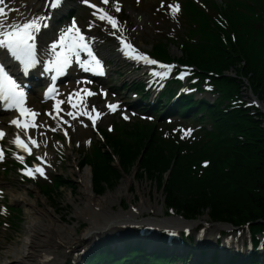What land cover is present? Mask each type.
Masks as SVG:
<instances>
[{"label":"rangeland","instance_id":"374dc122","mask_svg":"<svg viewBox=\"0 0 264 264\" xmlns=\"http://www.w3.org/2000/svg\"><path fill=\"white\" fill-rule=\"evenodd\" d=\"M182 1L183 0H118L119 5L121 7V11L116 12L115 11L116 0H109V3L107 5L103 4L102 0H88V2L90 3L97 2L100 6L98 8L103 9L105 12L116 18L118 21L119 30L112 29L111 25L107 21H101L96 16H93L92 15L93 11L87 9L85 6H82L83 8L79 9L77 15L80 18L74 21L76 22V26L81 30L84 29L87 30V28H90V25L94 23V31H93V27L91 29V31H93L92 36L93 37L99 36L100 43H103L102 41H105L106 39H110L109 43H106L104 45V49L107 48L108 56H111L113 59H116L117 57V60H115V62L111 64V68H115L116 69L115 71L121 73L122 75V77L119 78L117 81L116 84L117 87L121 86L124 82H129V84L133 82L132 78L127 79L129 70L122 63H120V61H118L119 52H118V45L116 43V40L118 38L120 39V37H123L124 41H126L127 39L133 40L134 43L140 48L139 51L142 53L145 52L152 54L153 51H155L154 47L157 46L158 43L162 45H166L165 47H167L166 49L167 51L164 53L165 54L164 57L166 59H170L172 60V62L175 58H179V57L186 60L185 55H188L190 58H192L194 63L197 64L194 65L199 70H202V68H200L199 66L204 67L206 69H209L210 70L209 72H211L215 76L216 80L210 84L213 87L214 91L211 92L212 95L206 94L207 102H209L210 105H212L213 107H220L225 114L238 113L239 118L242 119V122L244 124V129H246L247 132H249L250 129L255 128L254 126L257 125H254V123L258 121H261V125L259 124V126L264 131V101L261 100L253 91V88L251 86L252 82L250 80V75L246 74V69L244 68L245 62L243 61L244 55L241 46L238 45V48L235 50V52H237L238 55L236 57L233 56L234 58L227 63L229 70L225 72H220L213 69L212 67H209L208 65L205 64L204 61H202L196 55L187 54L185 52L186 48H184L186 45H188L189 47H192L191 45L197 47L198 45L202 44V42H208L209 36H206L204 34L203 32L204 24L197 15H195L194 21L193 19L190 21V24H193V28L192 27L188 28L185 21L182 19V16H179V14H175V16H173L171 9L168 6L169 5L175 6V3L177 2L181 3ZM227 1L230 0H221V1L200 0L197 1V3H194L195 5L194 4L193 5L198 9V6L201 4H213L214 8L219 6L224 11ZM234 1L237 2L240 6H243L244 11L250 12L251 17L255 19L256 26L257 23H259V25L257 26L258 33H256L258 37V41H257L258 45L256 49H259L260 46H263L264 49V0H234ZM248 1H251L253 4L256 5V9L260 10L261 12L260 15L255 16L254 11L251 9L249 10L247 8L248 6L250 8H253L252 6L249 5ZM17 2L21 5L29 4V0H26L24 2L22 1L20 2L18 0H5L4 4L6 3L9 5L10 8H14L16 7ZM80 3L81 2H79L78 4L73 3V5H75V8L76 7L78 8ZM162 3L164 7H161ZM258 10L255 11L258 13ZM96 21H98L99 24L101 25L96 26L95 24ZM73 22L71 25H73ZM64 29H66V27L60 28L59 32L61 33ZM115 31H117L119 34L115 33ZM113 33H115V35ZM84 34L86 36H89L87 35L86 31ZM185 40H188V43H190L191 45L187 44ZM215 44L216 43H210L209 45L213 46ZM228 50L234 52V50L231 47H229ZM179 64L188 65L187 63H182V62H179ZM177 69L179 68L176 69L172 68L170 70L171 72H173L172 78L176 77L175 70ZM112 74H113L112 76L113 79H116L117 78L116 73L112 72ZM221 75L239 79L240 87L236 88L235 86L230 85L231 93L230 94L227 93L228 88L225 87V83L227 82L223 81L224 79H222ZM187 78H189V76L186 77V79ZM133 79L141 81V77L133 78ZM199 80L202 81L203 83L204 82L208 83V80L203 77H199ZM187 84L188 83L186 82L185 85ZM60 87H61L60 99L66 101V99L69 98L68 97L69 93L67 92L69 84L65 83L63 86ZM179 87L180 89L177 88L176 90L178 91L179 99L170 100L169 106L177 105L182 107H189L190 100L188 99L189 96L193 95L192 89H187L183 86H179ZM88 88L92 89L91 86H88ZM80 89H82L81 86L78 85L75 86V91ZM105 90H106L105 84L100 87H95L93 93H96V96L94 95L91 96V99L89 100L91 103L95 105L96 109L98 110L100 105L105 106L109 102H110L109 104H112L107 97L105 98L104 96H102V93L105 92ZM210 91L212 90L210 89ZM126 92L127 90L124 91L123 94H126ZM108 93L111 97L110 99L111 100L113 99V101H116L118 98L121 99V96L115 92L110 91ZM38 97L39 96H30L29 105L31 108H34L39 112L40 115L39 124H46L44 122L48 120L49 123L46 125L52 128H57L58 122H55V120H53L51 117L47 115V111L50 110L55 115L54 110L47 108L49 104H44L42 108H39L42 105L38 103ZM131 97H133V95H130V98ZM79 98L80 96L77 97V99ZM180 100H182L183 102L179 103ZM72 102L77 103V100H73ZM121 102L122 101L120 100L119 103ZM65 105L66 106L64 107V112L71 110L68 103ZM261 107L263 109H261ZM88 109L90 110L91 108L88 107ZM102 113H104V115L102 118L97 120V124L95 128L91 126V121L86 117L79 119V121H83L84 124H88V127H84L83 124H81L79 121L70 120L69 123L72 125V127H69L68 124H64L61 122L60 127L57 128L56 131H49L45 128L37 129L44 131L46 133L47 139L52 141L54 140L53 144L50 145L51 148L49 150L45 148V151L50 156V162H48V164L51 165V167H47V165L44 166L47 179L39 175H37L36 179L28 178L26 175L22 174V169L19 168L22 167L21 165H27L31 167L37 163H40V161L36 159V154H33L31 156H22L23 164L20 165L16 164L15 167H12V165L15 164L12 163L11 161L14 159L17 160L18 159L17 156L18 155L20 156V154H18L14 148H10V145L7 143V138H5L3 145L7 148L8 154L4 157L5 160L3 162L0 161V190H2V193H0V264H2L8 258L10 260H13L12 257L7 256L5 253L7 246L11 245L21 248L26 244V242H29L31 235L33 234L32 232H33L34 218L32 217V213H30L32 209L30 210V208L28 207L25 208L23 204L14 203L11 200V194L15 191L29 193L28 198L31 201L38 203L41 208H46L48 211L52 212V214H54V217L59 219L60 224L64 226L67 225L69 227H74L76 232L80 235L83 232H85L87 228L91 227L94 224V222H96L98 217L94 216V212L88 214L89 216L86 215V217L83 219L77 218V214L80 211H82L84 208H87L86 206H88L85 194L83 193V187L81 182V179L85 174L89 175L88 178L90 177L89 186L91 185L90 188L92 190V194L100 199H104L108 196L109 197L116 196L117 194H119L120 192L119 190L122 188V185L126 183V181L131 182V187L129 191H125V193H123L122 195L123 197L120 198L117 201V203H115V205L113 199L110 201L111 203L108 206L109 208L114 206L112 209L113 212L118 213L121 210L130 211L132 206L134 207L135 210H137L141 207L140 205L143 202H147L151 204V206L153 207H158L157 210L158 213L160 214L155 215L153 213L154 211L148 212L146 210L142 215L141 218L142 221H146L144 220V218H148V219L155 218L159 221H166V220L170 221L171 219H175L176 222L181 225L194 223L198 227L199 226L203 227L205 225L204 220H206L208 222V229L211 227L213 229L220 228L222 234L226 230L231 231L232 226L228 224L212 223L209 219L210 217L208 216V214L204 215L200 219L194 220L193 222H187L177 214L171 212L170 210H167V207L170 206H167L166 204L165 196L162 193L163 191L157 192L156 186L152 182L151 178L142 181L139 180V182L136 181L138 179V178L136 179V173L138 172V165L134 168V170L130 175L124 174L123 178L120 180L118 185L113 190L107 189L103 195H98L97 191H95L93 184L95 181L98 180V176H100L99 167H107L110 170L111 169L115 170L116 168L121 169L118 156H114V160L113 162H111L110 167L104 165L105 162H103L101 158L103 155L111 154L112 145L110 144V142H108L110 136L116 138L121 136V128L124 126V124H122V122H120V120L117 119L118 115H120L122 118L123 115H127L129 119H127L126 121H133L132 122L133 124L136 123L137 121H140L135 119L132 120L133 115L131 111H127V107L122 104L119 105V109L115 113L110 112L107 107ZM59 115L60 117H64L66 114L61 113ZM91 115L94 116L96 114L93 112L91 113ZM135 117H141V116H135ZM204 120L205 121L202 122V126H204L205 129H207V127L211 128L210 126L212 123L210 119H204ZM156 122L160 125V127H164L163 128L164 131H162L161 129H156L153 125L149 126L150 130L157 132V135H162L166 131L164 137L168 139L169 138L168 135L172 134V130H170L171 128L168 129L165 128L164 126V123L168 122V119L158 118ZM174 123L177 126L182 127L179 130L181 131L182 136H184L185 130H189V129L191 130V134L194 135L195 133L194 127L191 126L189 123L184 122L181 118L174 119ZM110 126L113 129L112 131H109ZM63 129L69 132V137L71 138L70 141L68 140V137H65L64 134L62 133ZM79 135L81 136L79 137ZM243 135L244 133L237 132L235 130L230 132L231 138L232 136L233 137L237 136L241 142L247 140ZM132 138L133 137H131V139ZM122 139H124V141L126 140V142H124L126 145L129 144L130 137L124 135L122 136ZM42 140L43 139H40L38 141H42ZM88 141H91V143H88ZM180 154L183 156L186 155V152L180 151ZM86 161H88L90 164H92L91 161L94 162L95 176L93 174L94 168H92V166L88 164ZM205 162H207L208 164L207 167L203 166V163ZM199 163L203 169L207 168L206 169L207 171L211 167L212 160L211 158H203L202 160L199 161ZM167 179L168 177H165L164 183H166ZM36 203H34V205H36ZM90 208L91 207H89L85 211L87 212L89 210L88 212H91ZM38 210L39 209L37 207L35 210L34 209L32 210L34 216L42 221V225L48 226L49 220L43 218L38 213ZM107 210L111 211V209H106V210L103 209V211L99 213L106 215ZM179 213L187 217L181 212ZM36 220L39 221L38 219ZM97 221L103 222L105 220L102 218L101 220L99 219ZM142 221H140L141 225L145 226L144 222ZM141 225L138 226L140 227ZM128 226L130 225H127V227ZM138 231H136L135 233H137ZM246 234L247 232H244V234H242L240 238L246 236ZM83 235H85V233H83ZM216 237L217 236L215 235L213 236L212 239L215 240ZM220 242L221 240H219V238L217 237L215 243L218 244ZM252 242L253 244H255V238H253ZM105 243L106 242H104V245L101 246L90 247L92 248V253L94 251H97L98 249H104L108 246L110 247V251L114 253L113 252L114 250L111 249L110 245L112 246L120 245V244L113 245L114 242L109 244H105ZM140 246L143 247L144 249H150L145 247L144 244H140ZM90 248H88L84 252L78 251L77 255H80L82 253V256L79 259V261L69 259L66 261V264H84L85 259L83 258V255L87 253L90 250ZM215 248L216 246L203 248L200 251V253L202 254L201 259L207 260L209 257L210 258L216 257V255H213L214 252H217L214 251ZM165 254L166 255H161V256L171 257L170 254L169 255L168 253ZM225 254H228V252H226ZM229 254L231 255V253ZM231 257L234 258L235 256H231ZM235 259H239V258L235 257ZM197 260H199V258H197L196 261ZM193 261H195V259ZM193 261L192 258H189L187 260V263L185 262V264H193L194 263ZM177 263H181V261Z\"/></svg>","mask_w":264,"mask_h":264},{"label":"trees","instance_id":"16d2710c","mask_svg":"<svg viewBox=\"0 0 264 264\" xmlns=\"http://www.w3.org/2000/svg\"><path fill=\"white\" fill-rule=\"evenodd\" d=\"M248 2L253 8H247L253 10L255 16L260 15L256 5ZM193 4L188 0L186 15L190 21H194L195 15L199 17L209 41H201L202 44L197 47L187 43L192 47L186 45L185 52L196 55L209 67L225 72L229 70L227 63L238 55L235 52L238 45L241 46L244 68L246 74L250 75L253 91L264 101V49L263 46L256 49L259 23L256 26L250 12L244 11L243 6L234 0L227 1L224 11L219 6L214 8L213 4H206L209 12H205ZM218 20H224V23L219 24ZM191 27L193 28V24ZM210 43L216 44L210 46ZM165 46H155L154 55H162L164 58L167 51ZM229 47L234 52L228 50ZM185 57L186 60L183 59L182 63L196 64L188 55ZM221 77L227 82V93H231L230 85L240 87L239 79L224 75ZM190 107L199 109L198 113H204L213 124V130L207 132L204 141L192 147H186L187 144L184 143L179 146L178 142L165 140L145 124L123 126L121 136H110V141L108 140L112 145L111 154L101 157L104 165L110 167L114 156H118L121 169L99 167V181L93 184L95 191L98 195H103L107 189L113 190L124 174L130 175L138 165L136 181L151 178L157 192L163 191L167 206L187 217L197 219L208 214L213 222L234 225L250 223L252 230H264V131L259 126L261 121L254 123L257 126L247 132L238 113L225 114L220 107H213L209 102L194 100H190ZM233 130L244 133L247 140L241 142L237 136L231 138L230 132ZM124 135L130 137L127 145L124 143L126 140L122 139ZM180 151L186 152V155L182 156ZM203 158L212 160L207 171L199 163ZM91 163L95 176L94 162ZM165 177H168L166 183ZM119 260L110 249H100L87 258L85 264H173L179 261L178 258L173 260L172 256L151 255L141 249L132 250ZM206 264L219 263L212 261Z\"/></svg>","mask_w":264,"mask_h":264},{"label":"bare ground","instance_id":"6f19581e","mask_svg":"<svg viewBox=\"0 0 264 264\" xmlns=\"http://www.w3.org/2000/svg\"><path fill=\"white\" fill-rule=\"evenodd\" d=\"M18 1H26V0H18ZM45 2H47V0H29V4L27 7V17H31L32 15H34V12L39 13L42 12L43 10H46V4H44ZM43 3V4H42ZM42 4V5H41ZM21 4L18 3V5L16 6L17 8L15 10L10 11V9H7L6 6L5 7V11L8 13V18H12V17H16L17 19L22 15L23 13V8H21L19 11H17L20 8ZM41 9V10H40ZM23 16V15H22ZM15 20H11L10 22H14ZM40 39V38H38ZM54 39L51 40V44L54 42ZM51 51H42L40 46H39V53H40V60L41 61H47V57L48 54ZM43 57V59H42ZM103 58H106L105 55H103ZM117 60V57L116 59ZM176 61H182L183 58H175ZM118 61H121L120 58H118ZM194 68H196V73L200 74L201 77L209 80L211 83L214 82L216 80V78L211 74V72L209 71H204V70H199L195 65H192ZM111 70L115 71V68H110ZM142 69V71H141ZM150 69V66L147 65L146 63L143 62H137L135 61L133 63V66L129 69V75L127 76V79L132 78V83L130 85H128L127 87V94L126 96L123 98L125 103L130 102V100L132 101H136L139 102L140 98L138 96H136V94L133 93V89L136 86H139L140 83L138 82V80L133 79V78H139L141 77V79H145L148 75L149 72L148 70ZM114 73H116L117 76V80L119 78L122 77L121 73L115 71ZM167 77V76H166ZM159 78L157 80L160 81H167V78ZM156 80V81H157ZM211 83L208 84L209 89L212 88V86L210 85ZM166 85V82H162L161 83V92L157 93L154 99V104L158 105L161 102V98H162V94H163V88ZM130 95H133V97L130 98ZM209 95H212V93L210 92ZM215 96V94H214ZM207 98V97H206ZM197 102H207V100L203 99V98H198L196 99ZM80 100L77 102V104H80ZM115 104H117V102H114ZM133 104V102L131 103ZM93 104L92 103H88V107L92 108ZM104 107L102 106L100 108L103 109ZM261 109H263L261 107ZM74 112L79 111L78 109L72 110ZM22 121H24V118H20ZM64 120L70 121L72 120L70 117H63ZM59 120V117L57 118V122ZM9 121H11V119L9 118H3L2 116H0V122H1V129H8L10 130V139L12 140L14 137V134L19 131L18 129L15 128V126H12L9 124ZM36 124L39 122V119L36 118L35 120ZM13 129H12V128ZM78 128V127H77ZM34 128H29L28 130V136L33 137L34 139L38 140V138L45 137V134H41L44 133V131H41L39 133H32V130ZM21 134V138L24 139L25 141H27V137L24 136L23 132L20 133ZM81 135H79L80 137ZM69 138V137H68ZM71 139V138H70ZM49 142V141H48ZM48 142H45L48 143ZM45 144L40 143V147L36 148V147H32V151H34L37 155L39 156H44L45 153L42 151V148H45ZM19 149V148H18ZM19 151H21L19 149ZM49 157L48 153L46 156V159ZM88 174H85L83 176V178L81 179L82 182V187H83V193L85 194L86 200H87V208H84L82 211H80L77 214V218L79 219H83L87 216H89L88 214L94 212V216H97L98 219L97 220H101L102 218L105 220L103 222L97 221L94 222V224L87 228V230L83 233H85V235H83V233L80 235L76 232V230L74 229V227H69V226H64L62 224H60L59 219H57L56 217H54V214H52V212L48 211L46 208H41L39 206L38 203L31 201L28 196L29 193H23V192H13L11 194V200L14 203H20L23 204L26 207L30 208V210L32 209H36V207L39 209L38 213L43 217L49 220V225L45 226L42 225V221L39 218H36L34 216V213L32 212V210L30 211V213H32V217L33 219V234L31 235L29 242H26V244L24 246H22L21 248H18L17 246H7L6 248V255L10 256L13 258V260H10L9 258L6 259L2 264H66V261L69 259L75 260V261H79V259L82 256V253L80 255H77L78 251L80 252H84L85 250H87L88 248L92 247V246H101L104 245V242H106L105 244H109L114 242L113 245H118L119 246H111V249L116 251L117 253H120L121 256L120 257H125L128 252H131L132 250H137V249H141L144 250L146 252H149L148 249H144L143 247H141L140 245H136L141 243L142 241H139L135 236H134V232L136 231V229L134 228V225H141V218L142 215L144 213V211H154L153 213L155 215H159L160 213H158V207H153L151 206V204L147 203V202H143L140 206L139 209H137V212H133V211H123L121 210L120 212H113L112 209L113 207L109 208V204L111 203L110 201L113 199L114 205L115 203H117V201L122 198L123 193H125V191H129L130 187H131V182L130 181H126L125 184L122 185V188L119 190V194H117L116 196L112 197V196H108L104 199H100L97 198L95 195L92 194V190L89 186V181H90V177L88 178ZM81 184V183H80ZM142 194V193H141ZM143 195V194H142ZM147 201V199H146ZM149 202V201H148ZM34 203H36V205H34ZM89 207L91 212H86L85 210L88 209ZM103 209H111V211L107 210L106 211V215L101 214L99 212H102ZM28 210V209H27ZM160 212V210H159ZM36 213V212H35ZM91 218V217H89ZM36 219H38L39 221H37ZM144 220L146 221H142L144 222L145 226H153V227H159V226H163V224H175L177 225V227H181L183 226V228L186 227H191L193 229L189 230V228L187 230H180V228H176L178 231L169 233V234H179L181 236L187 235V236H193V239L198 240V246H210L213 244V236H218L221 234V229L220 228H209L208 229V222L206 220H204V226L202 228H197L198 226H196V224H185V225H181V224H177L175 219H171L166 220V221H159L155 218H144ZM152 220V221H151ZM94 221V220H93ZM127 225H130L127 227ZM239 226V225H238ZM207 228V229H204ZM117 232H121L120 235H115ZM229 230L224 231V234H228ZM251 236L253 238H255L258 234L261 233V231H259L258 229L256 231L251 230ZM120 236V237H118ZM115 239V241H114ZM252 240V239H251ZM123 241V242H122ZM145 243H147L149 246L160 249V250H167L170 251L171 250V246L162 243L161 241H159L158 238L156 237H152L151 239H147V241H144ZM249 243V241H248ZM238 244V242L236 243V245ZM258 244V243H257ZM243 247V246H242ZM248 245L244 246L243 251L240 250V246L238 245L237 249H232L231 248V244L229 245V248L226 247L225 250L229 251L230 249H232L231 255L227 254V257L222 256L221 252H214L213 255H216V257H213L212 260L213 261H217L219 264H255V263H259V264H264V252L261 253L257 248L253 251V250H248L247 249ZM106 249H110V247H106L104 248ZM100 250V249H98ZM97 250V251H98ZM201 250V249H200ZM96 252V251H94ZM94 252L92 253V248H90V250L85 253L83 255L84 260V264L86 262V259L89 258L90 256H92L94 254ZM150 252H156V253H162V255H166L163 251H150ZM92 253V254H91ZM231 256H235L236 258L239 259H235V257H231ZM258 256V257H256ZM118 257V258H120ZM174 257H177L178 260L181 261V263H173V264H185V262H187V260L189 258H192V260L194 259V255H192L191 252H188L187 250H182L181 252H179L178 254L174 255ZM210 258V257H209ZM208 258V261H209ZM197 259V258H196ZM174 260V259H173ZM47 261V262H46ZM192 263V262H191ZM206 260L201 259V255L199 256V260L196 261L195 264H206Z\"/></svg>","mask_w":264,"mask_h":264},{"label":"snow or ice","instance_id":"6c2138e0","mask_svg":"<svg viewBox=\"0 0 264 264\" xmlns=\"http://www.w3.org/2000/svg\"><path fill=\"white\" fill-rule=\"evenodd\" d=\"M5 0H0V5H4ZM84 3L88 4V0H83ZM63 0H50L48 7L50 8H58L62 5ZM102 3L107 5L109 0H102ZM89 7L95 9L92 15L96 16L101 21H107L112 29L119 30L118 21L116 18L105 12L103 9L98 8L96 5L88 4ZM161 7H164L163 3ZM173 16L180 11V5L177 4L175 6L169 5ZM115 11L120 12L121 7L119 5L118 0L115 3ZM48 17H33L28 19L26 22H9L8 13L5 11V7H0V55L5 58L11 57L15 61H18L20 65H22V71L27 74L29 69L34 68L37 63V36L41 32L42 27H47L46 20ZM91 27V25H90ZM115 35V33H113ZM75 39V43L71 41ZM121 43L123 45L122 51L129 59H134L138 63L143 62L148 65H157L158 62L156 60L150 59L147 55L138 53L131 44L126 43L123 37H120ZM60 49V51H57ZM50 51L53 56V59L49 61L46 71H55V75L52 77L55 80L58 76L65 72V70L73 63V58H75V62L80 64L85 71H93L96 74H103V66L100 64V61L95 57L90 43L87 41L86 37L80 33V30L75 27V23L69 29H67L64 33H62L58 40L53 42L50 45ZM84 52L90 58L88 62L81 60L80 53ZM94 66V67H93ZM159 67L164 69L163 72H152L153 76L158 78H165L168 74V71L172 66L159 64ZM187 74V73H186ZM183 78V76L181 77ZM78 83H84L83 81H78ZM90 83V82H89ZM49 93H54L55 95H59L58 90L53 85L51 88L47 90ZM84 96H92L96 93L91 92L87 89L76 90L69 94V98L67 101H57L56 106L54 108L55 115L53 112L47 113L53 120H57L59 117L57 128L60 127V123L68 124L69 127L72 125L69 121L64 120L63 117H60V112L64 111V109L60 108L61 104L68 103L70 108L75 110L79 108V111L69 110L65 114L70 117L72 120L78 119V116L83 115L87 117L91 121V126L93 128L96 127L97 120L102 118L104 113L99 112L96 109L95 105L89 110L87 102L82 100L80 104L73 103L74 97H79L81 95ZM105 98L107 97L106 93H103ZM51 98V97H49ZM0 100L6 102L4 107L8 110H18L22 117H25L24 121L20 118L9 121L10 125L15 126L17 131L14 134L12 139V143L16 145L24 153L28 155H32V147L39 148L40 145L36 139L31 136H28L29 128H45L49 131H56L57 128H52L46 124L37 125L35 122L36 117L39 113L35 111H31L24 106L25 102V92L22 89V86L18 84L6 71V66L0 62ZM108 110L112 113H115L119 109L118 104H106ZM95 113L93 116L91 113ZM30 118V119H29ZM123 119L127 120L129 117L127 115H123ZM84 127H88V124H84L83 121H80ZM113 129L111 126L109 127V131ZM21 132H23L24 136L27 137V141L21 138ZM42 135L45 133H41ZM66 137L68 136L67 130H64L63 133ZM191 130H185L184 136H190ZM6 136V133L0 129V140H2ZM184 136L181 138L183 139ZM91 143V141H88ZM31 145L32 147H30ZM47 154L44 156H37L36 159L40 161L39 165H35L32 168H25L22 170V174L31 177L32 179L37 178V174L39 176L47 179L45 174L44 165H47L46 160ZM4 158V150L0 148V160ZM18 159H21L23 162L22 156H17ZM207 167V162L204 164ZM47 167H51V165H47Z\"/></svg>","mask_w":264,"mask_h":264},{"label":"water","instance_id":"95a60500","mask_svg":"<svg viewBox=\"0 0 264 264\" xmlns=\"http://www.w3.org/2000/svg\"><path fill=\"white\" fill-rule=\"evenodd\" d=\"M118 234H120V232H117L115 235H118Z\"/></svg>","mask_w":264,"mask_h":264}]
</instances>
